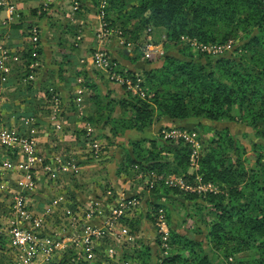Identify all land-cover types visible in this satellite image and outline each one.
Here are the masks:
<instances>
[{"label": "trees", "instance_id": "obj_1", "mask_svg": "<svg viewBox=\"0 0 264 264\" xmlns=\"http://www.w3.org/2000/svg\"><path fill=\"white\" fill-rule=\"evenodd\" d=\"M71 2L75 3L76 9L80 7L77 0ZM91 2L97 7L98 0ZM119 5L122 10L117 11ZM103 10L104 20H109L106 26L112 25L114 18L126 14L125 11L129 12L126 18L134 21V33L146 25L161 26L165 29L166 47L168 44H179L180 36L194 38L201 43H222L237 31L245 35L238 48L240 53L234 52L236 57L192 51L188 44L180 49L184 55L182 59L165 53L159 67L144 68L138 74L141 78L140 86L150 97L141 98L124 90L121 97L109 98L100 94L93 82L87 79L82 82L91 91L88 98L92 109L76 121L96 127L98 131L106 129L110 137L126 130L142 132L157 121H168L178 127H187L194 122L191 129L199 134L198 173L202 179L216 181L222 188L223 184L228 188L225 195L208 194L207 203L214 209L215 218L208 225H203V229L197 228L191 232L169 229V248L165 253L155 239L154 248L141 244L138 249L123 251V257L133 260V264H220L218 261L212 263L201 254L202 242L195 235L202 233L212 247L221 250L224 257L251 252V259L243 264H264V163L260 160L261 155L255 153L257 149L264 150V0H106ZM30 12L33 14L36 9ZM113 12L115 17L109 18L108 15ZM9 28V33L13 35L25 29L28 38L31 37V29L36 30L33 25L23 23L21 19ZM129 40L132 42L130 53L124 50L119 52L133 63L141 55V47L135 43L136 35ZM36 42L39 45V41ZM32 51L41 54L40 46L32 50L27 39L19 56L29 58ZM114 60L111 58L110 62ZM25 66L23 70L19 67L20 73L13 74L17 86L7 93V97L13 100L21 95L24 99L20 102L24 103V112L27 113L38 106L37 101H41L36 97L40 89H44L42 95L47 97L51 92L44 84L33 87L30 82L22 83V78L31 70L26 62ZM128 72L127 75L133 79L135 73ZM70 104L75 114V106ZM232 105L237 113V121L234 122L243 124L242 132L247 131L249 134L251 145L248 150L255 158L246 172L242 170L239 161L240 154L246 148L242 147L238 138L230 134L229 124L223 123L221 129L208 124L223 116L231 120L227 112ZM11 106H14L15 119H18V104ZM114 109L117 112L112 115ZM16 131L21 132L19 129ZM73 133L80 136L78 142L81 143L99 137L108 138L101 134L84 135L85 131L80 127L73 129ZM204 133L210 136L205 137ZM129 145L130 153H125L116 168V174L127 175L130 171L145 175L183 172L184 165H187L189 150L187 144L179 139L143 137L129 141ZM156 190V187L151 186L149 192L153 195ZM184 197L192 200L196 195L185 194ZM149 205L153 211L159 207L164 208L161 203L150 201ZM144 216L149 215L145 213ZM122 217H119L121 223L126 222L130 226L132 221L128 222L127 218ZM4 236L0 233L2 245L7 242L2 241ZM103 239L105 243L93 248V260L96 263L88 264H100L99 258L103 256L101 251L111 243L108 238ZM68 253L69 259H58L50 263L84 264L82 256L76 257L73 250ZM70 258H74V261Z\"/></svg>", "mask_w": 264, "mask_h": 264}, {"label": "crops", "instance_id": "obj_2", "mask_svg": "<svg viewBox=\"0 0 264 264\" xmlns=\"http://www.w3.org/2000/svg\"><path fill=\"white\" fill-rule=\"evenodd\" d=\"M10 1L13 3V9L11 12L0 7V58L1 51H4L5 56L7 57H11L12 55L19 56L23 46L27 43V39H29L27 35H25L26 30L23 28L18 30L15 35L9 33L10 25L17 23L18 19H21L23 23H29L36 28L39 35V46L41 48L42 57L56 58L52 63L41 65L39 73L40 79L37 80L36 75L34 78L32 76L30 79V83L33 84V87L43 84L49 87V91L51 92L50 96L44 97L41 96L40 93L36 96L43 97L42 99L47 106V109L44 112H41L43 111V103H41L43 101H37L38 106H34L31 111H27L26 113L23 108L24 103L20 102L24 99L21 95L13 100H9L7 95L2 99L0 98V118L9 122L14 120L16 113H14V106L11 105L18 104L19 109L17 112V118L20 122L17 129L22 133L30 132L34 136L38 148L41 165L36 168L34 175L31 174L30 176L32 184L31 189L25 191L28 193L30 190L31 198H33L38 204L34 206L30 205L29 199L27 209L30 211H40L44 206L43 202L46 200V202H49L58 199L59 204L67 205L72 210L75 209L73 211H79L78 214L80 215L82 211H85L84 214L88 215V211L92 210L91 216L93 218L88 221V223L92 225L97 223L96 221H103L106 219L114 207L119 193L123 192L127 197L133 195L132 197H136V202L139 201V205L136 209L138 214H127L130 215V217H126L128 222L132 221L129 227L131 228L134 226L135 228H139V230L136 231V234L140 238L137 239L142 242V244L154 248V241L148 237V234H151V232H149L148 227V231L146 230L143 223L144 220L141 218L147 211L148 202H150L153 195H151L149 189H146L144 185L141 186L138 181L134 182L133 180H136V178L132 179L123 173L116 174L115 171L122 162L125 153H130L129 141L143 137L147 138L146 135H154L155 131L160 127L174 124H171L168 121H157L142 132L126 130L121 134L110 137L108 136L106 129H100L99 131L97 129L94 133L91 125L76 121L80 117H78L79 115L76 116L73 114L74 112L72 113L71 111L70 103L75 101V97H71L72 94L73 96L76 95V97L78 96L82 99V102L84 103L82 110L90 112L92 109L91 102L88 98L91 91L82 85L84 80L87 79L88 81L93 82L99 93L107 95L109 98H119L123 94L120 86L105 79L103 73L92 69L87 60L82 65H79L78 63L80 58L87 59L96 44L94 41L96 39L97 25L93 14V5L89 4V0H77L80 6L78 8L79 10L75 12L73 19H68V15L66 18L67 22H64L61 13H70L69 5L71 4V0ZM43 3L47 4L46 8H42L43 11H38ZM31 9H36V12L31 14ZM55 21L59 24L56 25V28L55 24L57 23H55ZM62 24H67L71 27L72 25L75 26L76 33L71 34L70 31L61 30L60 25ZM115 46L116 45H113L114 49H117ZM125 49L126 48H123L125 53H127V49ZM56 56H58V59ZM62 56L67 58L64 59V61H61L60 57ZM124 57L127 58L126 56ZM2 62H6L5 64L7 66L5 67L8 68L7 59ZM137 66H141L140 68L142 69L150 67L145 63H142L141 58H138L132 63L131 68L126 70H134ZM19 67L20 64H17L16 68L10 70L9 73H1L3 76L4 74L6 75L5 82L1 84L5 93H10V91L17 86V80H15L16 78L14 79L13 74L15 75V72L16 74L18 72L20 73ZM10 69L12 68L10 67ZM32 71L33 69L29 71V74ZM21 81L22 83L28 82L24 78H22ZM53 105H55V109H53L54 120L50 121L51 108ZM115 114L116 112H114L113 115ZM30 120L32 121V124H29ZM56 122L58 123V127L54 129ZM79 127L84 129V135L88 134L91 136V134H101L108 138L99 137L84 143L78 142V138H74L73 129ZM89 129L90 132H88ZM93 146H96L97 152L98 147L99 149L102 148V151L100 152L102 155L99 153V156H97V153L94 154V157H91L89 150L92 149L91 147ZM77 148L79 151L81 150L80 152H83L75 153L78 156V159L77 157L74 159V157L68 156L67 153H70L72 152V149ZM9 152L10 151L5 148H0V160L8 156ZM70 158L77 166L75 172L68 171L69 169L66 168H61L62 164H64L62 161ZM7 180L11 188L16 187L17 182H27V179L21 175H9ZM146 186L148 185L146 184ZM2 191L6 190L2 189L0 192ZM32 191L33 193H31ZM8 194H10V192H4V195L2 196L7 202H9ZM6 204L8 205V203ZM73 204H75V206ZM77 220L80 219L77 218L76 221ZM81 223L83 224V222ZM65 224L68 225L69 223L66 222ZM108 240L113 247L116 246L113 239L110 238ZM95 244L96 248L100 245L99 242H95ZM122 254L123 251H121V256L123 257ZM55 258L59 259L58 256ZM70 259L71 261H74V258ZM82 260L84 264L90 262L85 256L82 257ZM127 260L125 259V262L122 260L120 263L116 264H128ZM129 261L132 262L133 260L129 259ZM53 262L57 261L55 260L52 261V263ZM94 262L96 263V261Z\"/></svg>", "mask_w": 264, "mask_h": 264}, {"label": "rangeland", "instance_id": "obj_3", "mask_svg": "<svg viewBox=\"0 0 264 264\" xmlns=\"http://www.w3.org/2000/svg\"><path fill=\"white\" fill-rule=\"evenodd\" d=\"M101 2V0H98V4L97 7H94L93 10V14L95 16L96 19V25H97V31H96V39L94 42H96V44L94 45L95 47L93 48V50L91 51V53L88 55L87 59L86 58H80V60H78L79 65H82L84 62H88V64L92 67V69L99 71L101 73L104 74L105 79H107L108 81H111L113 83H116L118 86H120L122 88V93H124L126 90L125 88H123L121 85H119L116 81L112 80L111 77L115 76L116 73L119 74H123V75H127V72L130 70H126L128 68H131L132 63L129 61L130 59L125 58L120 52L119 50H123V48L127 49V52L130 53V48L132 47V42H130L129 39H131V37L136 35V41L135 43H137V45L139 47H141V55L139 56V59L141 58L142 63L147 64L148 61H151V63L149 62V66L147 67V69L149 68H157L160 66L163 58L162 55H164L165 53H167V55L175 57L176 59H182L183 58V54L181 53L182 50H180L181 48H183L184 46H186L185 44H188L191 49L190 50H195L192 47H195V45L191 44V42L193 40H195L194 38H188V40H182L181 36L179 38V44H168L166 47V43L164 42V34H165V29L162 28L161 26L158 25H146L143 26L141 29L138 30V32L134 33L133 29L134 27V21L133 20H129L126 18V15L129 13L128 11H125L126 14H121V16H119V18L117 17L114 18L115 16V12H113L112 14L110 13L108 15L109 18H114L113 20V24L106 26L109 23V20H104V13L105 11H103V14L100 15L98 13V8H99V3ZM89 4H92L91 0H89ZM46 3L41 4V8L38 11H43L42 8H46ZM105 5H106V0H105ZM76 5L75 3L71 2V4L69 5V12L66 13H61L62 19L64 22L66 21V18L68 17V19H73V15L75 14V11L79 10L76 9ZM105 7V6H104ZM104 9V8H103ZM122 10L121 6H118L117 11ZM80 12V11H78ZM92 14V15H93ZM55 23H57L55 21ZM56 25H59L58 23L55 24V28L57 27ZM61 26V30H66V31H70L71 34L76 33V28L75 26L72 25L69 26L67 24L65 25H60ZM71 28V29H70ZM70 29V30H69ZM36 31V30H35ZM69 33V32H67ZM70 34V35H71ZM35 35L37 36V41H39V35L38 32H35ZM72 36V35H71ZM245 35L244 33H242L241 31H237V33L233 36H230L228 40H226L225 42L222 43H212V44H221L225 49L221 52V55L223 56H234V52H237L238 54L240 53V51L238 50V48H240V43L241 41H243ZM74 41V40H73ZM129 42V43H128ZM198 42V41H196ZM131 43V44H130ZM37 42L32 45V50L36 49L37 47H39V45H36ZM113 45H116L115 47H117V49H114ZM125 49V50H126ZM148 49H150V51H147ZM98 51V53H101L103 55V57H105L107 60H109V65H107L106 67L103 66L102 64L99 65L98 62L96 61H91V59L89 57H91V55L95 52ZM145 51V52H143ZM185 52V51H183ZM34 53V54H32ZM136 54V52H135ZM132 55V54H131ZM58 59V56H56ZM236 57V56H234ZM7 59V64H8V68L4 69V65L2 62V60L0 59V87L1 84L3 82H5L4 80L6 75L4 74L1 75V73H9L10 70H13L16 68L17 64H20V66L22 67L23 70V66H25V62L27 63V66L30 69H33V71L30 73L31 77L33 76V78L36 75V79H40V69H41V65L45 64V63H52L54 62L53 57H42L41 54L36 53L35 51L30 52L29 54V58H22L20 56H11V57H5ZM67 57H60L61 61H64V59H66ZM111 58H114V62H110ZM19 60V63H18ZM5 66H7L5 64ZM12 69H10V67ZM141 67V66H140ZM140 67H136L134 70H130L128 73L133 72L135 73V75L140 74L143 70ZM144 69V68H143ZM8 71V72H7ZM13 72V71H12ZM29 73V71H27ZM26 72V73H27ZM34 72V75H33ZM122 72V73H120ZM26 74L23 78L30 82V78H28L29 74ZM16 75V73H15ZM38 77V78H37ZM130 77V76H128ZM40 81V80H39ZM38 85V83H37ZM35 86V84H34ZM77 88V87H75ZM74 88V89H75ZM8 91V90H7ZM13 91V90H12ZM42 91H44V89H40L39 93L41 96L42 95ZM38 93V94H39ZM131 93V92H130ZM7 93L4 92L3 88H0V98L2 99L3 97H6ZM14 95V94H13ZM123 95V94H122ZM147 96V95H146ZM45 97V96H44ZM71 97H75V101L73 103V105L76 108L75 111V115L80 117V116H84L86 111L82 110L83 109V102L82 99L80 97H76L72 96ZM38 98H41L38 96ZM7 99V98H6ZM41 101H43V99L41 98ZM50 102V101H49ZM42 105V110L41 112H44L47 109L46 104L43 102ZM3 109V108H2ZM53 109H55V105L52 106L51 108V117H50V121L54 120L53 117ZM114 112H117L116 109H114ZM114 114V113H113ZM112 114V115H113ZM227 115L231 116L232 119L228 120V118L226 116H223L222 118H220L217 121H209L208 124H210V126L221 129L223 127V123L229 124L228 129L230 134L234 135L236 138H238L239 143L242 145V147H245L246 150L244 153L240 154L239 156V161L242 163L243 166V171L246 172L248 171V169L251 167V164L253 162H255V158L249 154V146L251 145V140H250V136L247 133V131H243L244 128L243 124L235 123L234 121H237V113H236V108L232 105L230 107V110H228ZM29 119V118H28ZM19 122L20 120L18 119H14L11 122L6 121L4 119L0 118V129L2 128H10L13 130H18L17 127L19 126ZM55 122V121H54ZM155 123V122H154ZM222 123V124H221ZM29 124H32V121H29ZM53 124V123H52ZM51 124V125H52ZM76 124V123H75ZM153 124V123H152ZM58 123L56 122V126L54 129H56L58 126ZM194 125V122L189 123V125H187V127H178V126H174V125H169V126H163L160 127L157 131H155L154 135L151 134V136L146 135V139H154L158 136H160V138L163 140L162 138V133L163 131H168L171 129H183L185 131H193L195 133V142H197L198 145V140H199V134L194 131L193 129H191V127ZM86 127V126H85ZM92 131L95 133L96 131V127L94 128L93 126L91 127ZM88 132H90V129L88 130ZM92 135V134H91ZM203 136H210L209 133H204ZM80 137L79 135H74V138H78ZM183 142V141H182ZM258 142V141H256ZM91 145V144H90ZM196 145V146H197ZM264 145V142H263ZM92 146V145H91ZM188 147L189 150V154L187 157V165H184V169L183 172L181 171H177V172H167L164 174H155V173H149L148 175H145L143 173H139V172H135L133 173L132 171H130V173L127 174V176H129L133 180L134 182H137L146 188V189H150L148 186H146V184H148L149 181L152 182V187H156L157 188V192L156 194H153L152 198H151V202L155 203V204H164V208L159 207L156 210L153 211L152 207H150V205L147 207V211L145 212L146 214L148 213L149 216L145 217L143 215V217H141L144 221V225L146 230L148 231L147 227L149 228V232H151V234H148V237H150L153 241H155V239H157L159 241V247L163 248L164 253L166 251H168L169 246L167 245V241H168V236H169V229L175 230V231H179V232H191V231H195L197 228L199 229H203V225H208L209 223H211L215 216H214V209L211 208V206L207 203V199L209 197L208 194H218V193H222L223 195L226 194V190H228V188H226V186H224L223 184V188L222 186L216 182V181H210V180H205L202 179V176L198 173L199 170V161L197 158L198 155V146L195 147L194 150H192L191 152V147ZM0 148H3L0 146ZM92 148V152L90 153L91 157H94V154H97V156H99V153L102 151V148L99 149L98 147V152L96 149V146L91 147ZM71 151V150H70ZM81 151V150H80ZM79 149H72V152L67 153L68 156H72L77 157L78 156L75 153H83L80 152ZM191 152V154H190ZM93 153V154H92ZM197 153V155H196ZM255 153H259L260 156V160L264 163V150L263 149H257V151ZM101 154V153H100ZM102 155V154H101ZM255 155V154H254ZM256 156V155H255ZM1 161V160H0ZM64 164H62L64 167V169H69L68 171H74L77 169V166L75 164V162L70 158V159H66L65 161H62ZM41 165V161L38 162L35 166V169L31 171V174L34 175V172L36 170V168ZM171 180L172 183H166L165 181L167 180ZM162 182V183H161ZM178 183V184H177ZM180 183V184H179ZM196 183H198V187H193L194 190L193 191H189V190H184V188H181L182 185H195ZM242 182H240L239 184H241ZM176 184L178 185V187L176 186ZM7 190L5 192H11V190H13L11 188V186L9 185V183H7ZM192 187V186H191ZM33 193V191L31 192ZM123 193V192H122ZM160 193H163L160 195ZM185 194H194L196 195V198L189 200L186 199L184 196ZM4 195L3 192H0V233H2L4 235V228L6 227L5 225L9 222V220L11 221L13 219L12 215H13V211H10V207H11V203L7 202L4 198H2V196ZM9 198H10V194ZM7 195V196H8ZM129 196H133V195H129ZM26 197L29 200L30 199V205L34 206L38 203L35 202V200L33 198H31L30 195V190L28 193H26ZM43 197V196H42ZM134 199H136V197H133ZM138 200V199H137ZM47 201V200H46ZM43 202L44 206L40 209V211H30L27 209L26 212H28V217L27 219L24 221V225H26L27 227H30V229L37 231L36 233H38L41 236H46V238H48L51 241H56V240H60L62 237H68L71 235V231L73 232V230L77 229L79 226H81V222H85V221H90L89 219L93 218L91 216V212L92 210L88 211V215H85L84 212L82 211L81 215L78 214L79 211H73L75 209H71L70 207H68L67 205H63V204H59V200L55 199V201H49V202ZM61 202V201H60ZM8 203V205L6 204ZM139 201H137L134 205H132V207H130V209L128 211H126V213L122 218H126V217H130V213H137L138 211H136ZM196 203V205H195ZM29 205V204H28ZM75 206V204H73ZM7 208H4V207ZM210 206V208H209ZM95 207V206H94ZM30 208V207H29ZM9 209V210H8ZM32 209V208H31ZM95 210V209H94ZM150 211V214H149ZM152 211V212H151ZM111 212V211H110ZM130 214V215H127ZM80 215V217H79ZM111 216V213L108 214V216L106 217V219H104L103 221H96L97 223H94L96 225L103 223L105 220L109 219ZM79 218L80 220L76 219ZM33 219H38V224L39 226H34L33 225ZM118 223H121L122 221L119 220V218L117 219ZM69 223L68 225H66L65 223ZM122 224V223H121ZM134 224V223H133ZM23 225V224H21ZM5 226V227H4ZM33 227H36L33 229ZM139 230V228H135L134 226H132L131 228L127 225L126 222H124L122 224V226H116L112 231L113 233L115 232H119L121 233L123 236L117 237L115 238V240L117 241H113L114 243H116V246H112V244L107 245V247L101 251L103 255L102 258H99L100 260V264H116V263H120V261H124L125 259L127 260L128 258L126 257H122L121 256V251H132L134 249H138L139 246L142 244V242H140L138 239L140 238L139 236H137L136 231ZM78 231V230H76ZM5 238V239H4ZM108 238V237H106ZM138 238V239H137ZM196 239H200L202 244H201V254L205 255L207 257V259L209 261L216 262L218 261L220 264H230L231 263H238V264H243L246 263L247 261H249L252 257V255L248 252H239L235 255L229 256V257H224L223 253L221 252V250H218L216 247H212L211 244L208 242L207 238L203 236L202 233H199L197 235H195ZM110 239V238H108ZM6 240V237L4 236L2 241ZM104 239L101 238L98 242L103 244L105 242H103ZM3 242L0 244V247L2 246V248H0V264H14V260L11 256L10 253V248L7 245V242L4 243V245H2ZM154 244V243H153ZM96 244H94V247ZM112 246V247H110ZM109 249V250H108ZM69 250H73L74 255H76V257L81 256L83 257V255L81 254V249L74 247L72 245H68L66 247L64 246H58L57 250L54 251H50V253L48 254L49 258L47 261L43 260V264H51V261H59L57 258L55 257H59V259H67L69 254L68 251ZM100 250H98V253H101ZM131 253V252H130ZM46 254L43 252V254H39L38 256L41 258H43ZM55 255V256H54ZM47 256V258H48ZM126 256V255H125ZM69 259V258H68ZM45 261V263H44ZM90 261V260H89ZM91 263L92 260L90 261ZM89 262V263H90ZM128 264H132V262L129 261V259L127 260ZM76 262H74L75 264ZM66 264V263H65ZM137 264V263H135Z\"/></svg>", "mask_w": 264, "mask_h": 264}, {"label": "built area", "instance_id": "obj_4", "mask_svg": "<svg viewBox=\"0 0 264 264\" xmlns=\"http://www.w3.org/2000/svg\"><path fill=\"white\" fill-rule=\"evenodd\" d=\"M104 6L105 0H101L98 8V13L100 15L103 14ZM0 7L11 12L13 9V3H11L10 0H0ZM35 32L36 31L32 28L31 37L29 38V43L32 45H34L37 41ZM181 39L188 40V38L185 36H181ZM191 44L195 45V47H192L193 49L207 52L211 55L221 54V52L226 48L225 46L224 48L221 44L201 43L196 42V40H193ZM147 51H150V49ZM5 57V52L1 51L0 59L5 61ZM89 58L92 62H98L99 65L102 64L105 67L109 65V60L103 57L101 53H98V51H95ZM5 63L6 62L3 63L4 69L2 70L6 71ZM28 78H32L30 74L28 75ZM111 79L116 81L119 85L123 86L126 90L134 95H138L141 98L150 97V94H145L144 90L140 86L141 78L138 75H135L132 79L126 75L116 73L115 76L111 77ZM161 136L163 139H179L185 142L189 147H191V152L197 146V150H199V140L197 145V142L194 140L196 135L193 131L187 132L183 129L176 128L166 132L163 131ZM0 146L10 151V155L6 156L0 161V191L2 189L7 190V177L9 175H21L27 179V182L25 183L17 182L16 187L12 188L13 190L10 192L9 203L12 204L10 211H13L12 217H14L11 221L9 220L3 230L7 240V245L10 248L11 256L14 260V264H43V260L47 261L50 259V255L48 256L50 251H56L58 246L66 247L68 245H72L81 249V254L91 261L94 257L93 248L95 242H98L104 237H108L113 239V241H117L115 238L123 236L119 232L113 233L112 230L116 226H122L121 223H118L117 219L121 216H124L126 211H128L130 207L136 203V200L133 197L126 198V195L122 192L117 196L114 207L110 212L111 216L109 219L98 225H91L88 223V221H86L81 224L79 229L77 228L73 230V232L71 231L70 236L65 238L62 237L60 240L50 242L46 236H41L36 233L37 231H34L30 229V227L24 225V221L27 219L29 214L26 212L28 199L26 197L25 191L27 189H31V171L35 169L36 164L40 161L36 141L30 132L21 133L10 128H2L0 129ZM61 168L64 169V167ZM165 182L169 184L172 183L170 179ZM177 184L176 186L178 187ZM147 185L148 187H151L152 182L149 181ZM198 185V183L195 185H182L181 188H184V190L193 191V187H198ZM2 192L4 193L5 191ZM33 225L40 227L38 224V219H33ZM34 228L36 227H33V229ZM43 252L46 255L43 258H41V256L39 257L38 253L43 254Z\"/></svg>", "mask_w": 264, "mask_h": 264}]
</instances>
